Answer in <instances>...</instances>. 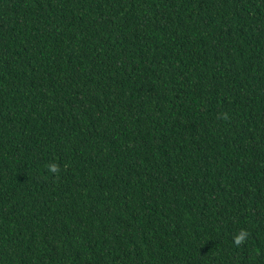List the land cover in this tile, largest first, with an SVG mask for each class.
Wrapping results in <instances>:
<instances>
[{"label":"trees","instance_id":"trees-1","mask_svg":"<svg viewBox=\"0 0 264 264\" xmlns=\"http://www.w3.org/2000/svg\"><path fill=\"white\" fill-rule=\"evenodd\" d=\"M0 264H264V0H0Z\"/></svg>","mask_w":264,"mask_h":264}]
</instances>
